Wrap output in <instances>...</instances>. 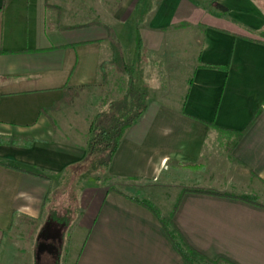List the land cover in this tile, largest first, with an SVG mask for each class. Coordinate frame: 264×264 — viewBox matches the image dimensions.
Wrapping results in <instances>:
<instances>
[{
    "label": "crops",
    "instance_id": "obj_1",
    "mask_svg": "<svg viewBox=\"0 0 264 264\" xmlns=\"http://www.w3.org/2000/svg\"><path fill=\"white\" fill-rule=\"evenodd\" d=\"M96 24L111 27L122 48L121 39L135 31L137 51L194 64L179 105L150 101L125 131L102 173L105 189L99 193L96 180L79 190L76 231L84 237L73 264H187L155 215L129 199L168 216L175 205L161 211L157 186L179 180L189 185L173 222L191 248L213 261L264 264V208L205 193L262 197L264 204V0H6L0 162L29 173L0 165V264L28 262L14 232L28 219L38 220V228L55 183L70 186L83 176L88 141L76 144L62 118L100 86L99 64L109 60L110 48ZM65 89L77 92L71 104L43 113ZM259 107L227 154L230 138L216 128L241 132ZM80 112H67L71 124Z\"/></svg>",
    "mask_w": 264,
    "mask_h": 264
},
{
    "label": "rangeland",
    "instance_id": "obj_2",
    "mask_svg": "<svg viewBox=\"0 0 264 264\" xmlns=\"http://www.w3.org/2000/svg\"><path fill=\"white\" fill-rule=\"evenodd\" d=\"M128 35V39H121V41L124 53H129L127 54V60L129 61V63L133 64V77L135 79L136 87L135 89L139 90V92L142 93H144L145 91V95L147 93L146 96L144 95L141 98H148V102L157 101L168 106L179 105L183 98H178L181 97L178 95L182 94V91L185 89V79L190 77V67L194 64V62H187L185 61V57H182L183 59H180L178 61L170 60L171 62L167 63V60L163 55L155 54L152 51H149V49H147L146 52H143V49L139 48V50L137 51L139 42L137 41L136 32H129ZM141 67L142 69H140ZM127 90V77L123 78L121 76H118L115 73L114 69H112V71L108 70L106 83H101L100 80V86L93 90L92 93L94 94V98H87V102L83 101L79 105L73 106L71 109L67 110V112L82 111L80 112L82 116L79 119L73 120L74 124H71L72 121L70 117H68L69 114L67 112L66 114L63 113L62 119L65 120L67 135L68 132H71L68 130L72 129V131L75 132L74 135L76 136V138H78V142L75 143H86L96 133L94 129L97 128V114L112 113L114 115L115 110H113L112 108L110 109L111 105L114 102L123 99L127 94ZM135 113L136 111L134 110L130 111L126 113L124 117L127 118L131 115H134ZM91 125L94 126L92 133L90 132ZM82 169L83 176L75 177V182L73 185H67L66 181L54 184V186L56 185L53 190V193L55 194L51 196V204L48 205L47 208L51 212H48L47 210V213L43 214V221L41 220V223L38 225V228L35 229L34 234L31 238L27 239L26 237V232L28 229L27 226L25 227V229L21 228L19 231L14 232L16 243L20 246V248H26L29 253L28 262L24 261V264H36V244L41 240L39 238V235L41 234L42 230L50 223L54 226L53 235H55V237L57 238V245L51 244V246L55 248L54 250L56 251V253L48 254V256L50 257V261L45 264L74 263L76 254L84 237L83 230L78 232L76 231V229L78 228V221L82 218L80 215L82 212L80 205L83 203V201H80L79 205V201L75 200V197L78 196L77 194L80 193L79 190L82 187L84 188L85 186H87V188H90L95 184L96 180H98L99 182L102 181L98 186L99 193H101L106 187V184L103 183V181L106 179L101 172L95 171L86 174L84 167H82ZM67 179H70V177L68 176ZM188 185V182H183L182 180H179V182H172L170 183V185L159 183L157 187H161L163 197V200H160L162 203L160 207L161 211L166 213L170 212L171 208L175 205L177 198L179 197L181 192H183V189L188 187ZM61 186H64L62 190L60 189ZM58 187L60 188L58 189ZM128 192L131 193V195H135V193L132 191ZM261 198L259 200L257 198L256 200L260 202ZM57 205L60 207H58ZM52 212H56L57 214H52ZM49 213L50 215H48ZM89 214L90 210L88 211L87 215ZM46 218L47 220L48 218H50V220L45 223ZM59 237L61 238L60 244H58ZM217 264L230 263L222 262L221 260H219Z\"/></svg>",
    "mask_w": 264,
    "mask_h": 264
},
{
    "label": "trees",
    "instance_id": "obj_3",
    "mask_svg": "<svg viewBox=\"0 0 264 264\" xmlns=\"http://www.w3.org/2000/svg\"><path fill=\"white\" fill-rule=\"evenodd\" d=\"M6 4V0H3L2 5L0 7V14L3 11ZM103 29L106 30L108 35V42H109V48H110V57L109 60L102 61L99 64V78L101 80V83H106L107 81V68L111 66L115 73L118 76L121 77H127L128 78V90L127 94L123 99L117 102H114L110 109L112 108L115 110V114L112 113L109 114H97L96 118L98 120L97 128L94 129L96 133L94 136L88 140V150L87 155L85 159L81 162V166L84 167L85 173L89 174L95 171L104 173L108 170L113 155L115 154L120 139L125 133V131L131 127L133 124L136 123V121L139 119V117L142 115V113L145 111L148 105V98H141L145 95L144 93L139 92V90H136L135 88V79L133 77V64L129 63L127 60V55L124 53V50L120 44V42L117 40L114 30L104 24H96ZM139 42L140 40L137 39ZM77 95V92L72 89H65L62 94V98L55 103L50 109L43 110V113L47 114L48 111L55 112L59 111L61 105H70L74 97ZM147 95V93H146ZM145 95V96H146ZM136 111L134 115H131L127 118L124 117L126 113L130 111ZM261 112V107L258 108L257 112L247 125V127L241 131V132H234V131H228L221 128H216L221 134L227 135L230 140H227L226 144V152L227 154H230L232 149L235 147L237 141L240 140V138L243 136L245 131L249 128V126L255 121L257 116ZM93 127L91 125V133L93 132ZM1 143V140H0ZM0 165L2 166H8L4 162H0ZM10 167V166H8ZM14 170H18L21 172L29 173L21 168L17 167H10ZM37 177L40 178H46L44 174H36ZM207 194L237 199L246 203H249L251 205H256L259 207L264 208L263 203H259L256 198L247 196V195H233V194H227V193H216V192H205ZM136 203H139L140 205L146 207L149 209L157 218L163 229L165 230L167 236L171 240L172 244L175 246L177 252L181 256V258L185 261L187 264H217L218 261H213L193 248H191L187 242L184 240V238L181 236L179 231L177 230L174 222H173V215L175 212L176 207L178 206L180 202V197L177 199V204L172 208V212L168 216H163L159 213L158 209L151 204L150 202L146 200H138L136 198H130ZM29 226L26 232L27 239L31 238L34 234V231L37 226L38 220H32L28 219ZM53 221V220H52ZM57 222V221H56ZM66 224V223H65ZM224 262L223 260H221Z\"/></svg>",
    "mask_w": 264,
    "mask_h": 264
},
{
    "label": "flooded vegetation",
    "instance_id": "obj_4",
    "mask_svg": "<svg viewBox=\"0 0 264 264\" xmlns=\"http://www.w3.org/2000/svg\"><path fill=\"white\" fill-rule=\"evenodd\" d=\"M53 224H49L48 226H46L41 234L39 235V238L41 239L40 242H38L36 244V248L38 246V244H43V245H46V246H51L52 245H57V238L55 237V235H53ZM47 253V255H46ZM48 252L44 251L43 254L40 256V260L39 262L36 264H45L47 262L50 261V257L48 256ZM51 256V255H50ZM36 259V257H35Z\"/></svg>",
    "mask_w": 264,
    "mask_h": 264
},
{
    "label": "water",
    "instance_id": "obj_5",
    "mask_svg": "<svg viewBox=\"0 0 264 264\" xmlns=\"http://www.w3.org/2000/svg\"><path fill=\"white\" fill-rule=\"evenodd\" d=\"M59 243L61 242V238L59 237ZM55 248L52 247V246H46V245H43V244H38L37 248H36V254H35V257H36V262L38 263L39 260H40V256L43 254L44 251L48 252L49 254H55L56 251L54 250Z\"/></svg>",
    "mask_w": 264,
    "mask_h": 264
}]
</instances>
